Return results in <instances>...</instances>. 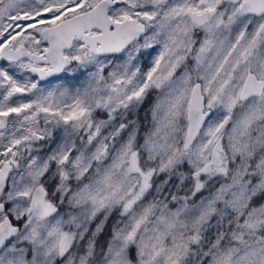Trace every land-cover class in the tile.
I'll return each instance as SVG.
<instances>
[{"label": "snow or ice", "instance_id": "snow-or-ice-1", "mask_svg": "<svg viewBox=\"0 0 264 264\" xmlns=\"http://www.w3.org/2000/svg\"><path fill=\"white\" fill-rule=\"evenodd\" d=\"M0 264H264V0H0Z\"/></svg>", "mask_w": 264, "mask_h": 264}]
</instances>
